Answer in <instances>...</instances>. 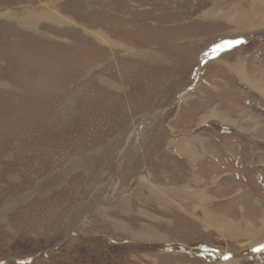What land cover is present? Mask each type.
Returning a JSON list of instances; mask_svg holds the SVG:
<instances>
[{
    "label": "rangeland",
    "instance_id": "1",
    "mask_svg": "<svg viewBox=\"0 0 264 264\" xmlns=\"http://www.w3.org/2000/svg\"><path fill=\"white\" fill-rule=\"evenodd\" d=\"M260 89L264 0H0V264H264Z\"/></svg>",
    "mask_w": 264,
    "mask_h": 264
},
{
    "label": "crops",
    "instance_id": "2",
    "mask_svg": "<svg viewBox=\"0 0 264 264\" xmlns=\"http://www.w3.org/2000/svg\"><path fill=\"white\" fill-rule=\"evenodd\" d=\"M255 84L256 85H258V84H260V81L259 82H255ZM185 98H187V97H183V99H185ZM184 102H186V100H184L182 103H184ZM185 105H182L181 107L182 108H184V109H187V108H185L184 107ZM191 106V105H190ZM213 114H215L214 112L211 114V115H213ZM210 115V116H211ZM222 116V118L223 119H225V120H228L227 118H226V114H225V116H224V114H222L221 115ZM197 137H199V138H203V137H200V136H197ZM207 137V136H206ZM198 144V142H195L194 143V145L193 146H196ZM200 144V143H199ZM201 145L202 146H204V147H208V149L210 148V150H212L213 152H214V154H216V155H218V156H223V154L221 153V151H220V148H219V146H215V147H213V148H211V147H209V146H213V144H212V141L211 140H204V143L202 142L201 143ZM189 149H191V147L189 148ZM207 154H209V151H206V152H204V151H202L199 147H198V149H195V151H192V159L194 160V162L195 161H200V159L202 158V157H206V155ZM244 155L246 156V153L244 152ZM211 162V164H213V163H215L216 161H210ZM209 162V163H210ZM203 172H202V170H200V171H197V170H194V171H191L190 172V176H191V178L189 179V180H196L197 179V182L196 183H199V180H200V174H202ZM204 174H208L207 172H204ZM190 182V181H189ZM203 194H201L202 196L201 197H203L206 201L208 200V198H207V196L209 195V185L208 186H206L204 189H203V192H202ZM243 194H245V192L243 193ZM158 199H160V198H158ZM192 201V200H191ZM191 201L189 202L190 204H191ZM202 205H206L205 203H201ZM124 224H122V226H123ZM124 227H126V226H124Z\"/></svg>",
    "mask_w": 264,
    "mask_h": 264
},
{
    "label": "bare ground",
    "instance_id": "3",
    "mask_svg": "<svg viewBox=\"0 0 264 264\" xmlns=\"http://www.w3.org/2000/svg\"><path fill=\"white\" fill-rule=\"evenodd\" d=\"M254 7V6H253ZM246 18H247V20L244 18V17H240L239 18V22H240V24H244V25H246L247 24V22H250V23H255L253 20H248V17L249 16H245ZM251 26H253L252 27V29H257V26H255V25H251ZM260 28V27H259ZM252 29H250V30H252ZM96 37H98V38H103V39H105L106 37H103V36H99V35H97ZM249 82H252V81H250L249 80ZM253 85H254V87L257 89V90H259V88H258V85H256L255 83H252ZM262 91H264V90H261L260 89V91L259 92H261L263 95H264V92H262ZM206 120V119H205ZM207 121V120H206ZM208 122V121H207ZM227 125V124H226ZM188 144V143H187ZM205 180V179H204ZM189 204V203H188ZM179 208V207H178ZM235 226V225H234ZM124 227V226H123ZM235 227H237V226H235ZM236 229H238V228H236ZM235 231V230H234ZM249 239H251V238H249ZM263 240V239H262ZM255 245V244H254ZM186 248V247H185Z\"/></svg>",
    "mask_w": 264,
    "mask_h": 264
},
{
    "label": "snow or ice",
    "instance_id": "4",
    "mask_svg": "<svg viewBox=\"0 0 264 264\" xmlns=\"http://www.w3.org/2000/svg\"><path fill=\"white\" fill-rule=\"evenodd\" d=\"M242 41H224L222 44L218 45L217 48L215 49V51L222 52L225 51L227 49H230L231 47L236 46L237 44L241 43ZM258 250H264V246H262L261 249Z\"/></svg>",
    "mask_w": 264,
    "mask_h": 264
}]
</instances>
